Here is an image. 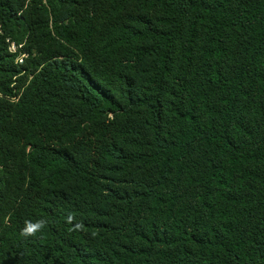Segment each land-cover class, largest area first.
I'll use <instances>...</instances> for the list:
<instances>
[{"label": "trees", "instance_id": "trees-1", "mask_svg": "<svg viewBox=\"0 0 264 264\" xmlns=\"http://www.w3.org/2000/svg\"><path fill=\"white\" fill-rule=\"evenodd\" d=\"M0 264H264V0H0Z\"/></svg>", "mask_w": 264, "mask_h": 264}, {"label": "clouds", "instance_id": "clouds-1", "mask_svg": "<svg viewBox=\"0 0 264 264\" xmlns=\"http://www.w3.org/2000/svg\"><path fill=\"white\" fill-rule=\"evenodd\" d=\"M73 217L69 215L67 217V222L72 223ZM46 226V221L43 219L32 221V220H26L24 222V227L21 229V235L25 238L28 237H34L38 232H41L43 228ZM76 229L81 228L80 224L75 225Z\"/></svg>", "mask_w": 264, "mask_h": 264}, {"label": "rangeland", "instance_id": "rangeland-1", "mask_svg": "<svg viewBox=\"0 0 264 264\" xmlns=\"http://www.w3.org/2000/svg\"><path fill=\"white\" fill-rule=\"evenodd\" d=\"M21 47V46H20ZM20 47H17L15 44H10V50L12 51V52H16V51H18V50H21L20 49ZM25 55L26 54H24V53H22L19 57H18V59H17V62H18V64L20 65V66H23L24 65V62L23 63H21L20 62V60L21 59H24L25 58Z\"/></svg>", "mask_w": 264, "mask_h": 264}, {"label": "built area", "instance_id": "built-area-1", "mask_svg": "<svg viewBox=\"0 0 264 264\" xmlns=\"http://www.w3.org/2000/svg\"><path fill=\"white\" fill-rule=\"evenodd\" d=\"M18 60H19V59H18ZM20 62L23 63V62H24V59H21Z\"/></svg>", "mask_w": 264, "mask_h": 264}]
</instances>
